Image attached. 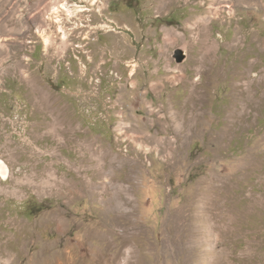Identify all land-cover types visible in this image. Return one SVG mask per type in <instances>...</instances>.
<instances>
[{
  "label": "rangeland",
  "instance_id": "1",
  "mask_svg": "<svg viewBox=\"0 0 264 264\" xmlns=\"http://www.w3.org/2000/svg\"><path fill=\"white\" fill-rule=\"evenodd\" d=\"M204 1L0 0V264H264V0Z\"/></svg>",
  "mask_w": 264,
  "mask_h": 264
},
{
  "label": "water",
  "instance_id": "2",
  "mask_svg": "<svg viewBox=\"0 0 264 264\" xmlns=\"http://www.w3.org/2000/svg\"><path fill=\"white\" fill-rule=\"evenodd\" d=\"M187 53L184 48H179L174 52V58L177 63H184L187 60Z\"/></svg>",
  "mask_w": 264,
  "mask_h": 264
},
{
  "label": "crops",
  "instance_id": "3",
  "mask_svg": "<svg viewBox=\"0 0 264 264\" xmlns=\"http://www.w3.org/2000/svg\"><path fill=\"white\" fill-rule=\"evenodd\" d=\"M218 1L219 0H208V2L207 1H204L203 3H205V2H207L208 3V5H209V8L211 9V8H213L217 3H218ZM6 166V165H5ZM5 174H7V172H5ZM14 202V201H13ZM22 202V201H21ZM24 202V201H23ZM30 215V214H29ZM29 217H32V216H29ZM28 217V218H29ZM72 257H70V259H71ZM72 260V259H71Z\"/></svg>",
  "mask_w": 264,
  "mask_h": 264
},
{
  "label": "bare ground",
  "instance_id": "4",
  "mask_svg": "<svg viewBox=\"0 0 264 264\" xmlns=\"http://www.w3.org/2000/svg\"><path fill=\"white\" fill-rule=\"evenodd\" d=\"M77 7H78V6H77ZM82 11H83V9H82ZM78 12H79V10H78ZM5 168H6V167L3 168V173L6 172Z\"/></svg>",
  "mask_w": 264,
  "mask_h": 264
}]
</instances>
